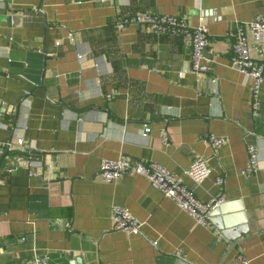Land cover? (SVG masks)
Wrapping results in <instances>:
<instances>
[{
  "label": "crops",
  "instance_id": "0c3cea01",
  "mask_svg": "<svg viewBox=\"0 0 264 264\" xmlns=\"http://www.w3.org/2000/svg\"><path fill=\"white\" fill-rule=\"evenodd\" d=\"M139 12L205 23L212 71H191L181 35L118 27ZM258 15L264 0H0V264H243L240 254L264 264V83L253 117L230 36ZM249 40L264 61V33ZM209 133L230 141L214 151ZM21 137L41 163L34 174L13 162ZM247 143L260 155L250 176ZM120 157L167 167L204 201L223 176L227 200L200 225L142 175L103 180L101 161ZM197 157L212 167L201 185L186 174ZM114 205L143 222L140 233L113 229Z\"/></svg>",
  "mask_w": 264,
  "mask_h": 264
},
{
  "label": "built area",
  "instance_id": "2783aa9c",
  "mask_svg": "<svg viewBox=\"0 0 264 264\" xmlns=\"http://www.w3.org/2000/svg\"><path fill=\"white\" fill-rule=\"evenodd\" d=\"M107 2L109 0H100ZM128 23H137L147 26L150 30L159 34L171 33L185 37L191 44L192 67L191 71L196 74H208L213 69V61L207 55V49L210 46V36L205 23L198 26H191L184 17L175 15H153L146 12H139L118 24L120 29H124ZM264 33V15H258L252 21L236 23L235 27L230 31L233 39L231 66L244 75L248 76L252 81V98L251 111L252 116L258 115L261 102L260 93L264 83V61L256 60L252 55L253 45L249 40L252 35L256 42H259ZM69 40L73 44V33H69ZM78 61L84 63L87 61L88 53L79 52L77 54ZM213 81V80H212ZM108 98L112 95H107ZM151 128L148 125L143 127L141 135L148 137ZM161 138L165 145H170V137L165 131H161ZM205 145L216 151L222 145L228 143V136H218L209 133L202 137ZM16 146L21 153L13 155V162L17 166L27 168L31 174H34L36 167L41 168V163L33 159V149L30 144L23 138L16 140ZM248 161L242 174L250 176L260 169L259 149L254 143H247ZM138 174L146 177L150 183L158 188L163 195L175 201L181 209L186 211L198 224L211 226L212 219L226 202V193L222 189L225 183L223 176L215 179V184L221 187V191L211 196L207 201L199 199L195 192L186 186L181 178L177 177L167 167L155 161H135L128 157H120L119 159H104L100 164V177L108 182H113L121 178L124 174ZM212 168L209 159L204 157L195 158L190 167L186 170V174L192 179L196 185H201L210 177ZM113 229L124 231L128 234H138L141 232L143 222L137 219L128 208L114 205L112 207ZM43 263V260H38ZM239 260L243 264H248V260L239 255Z\"/></svg>",
  "mask_w": 264,
  "mask_h": 264
},
{
  "label": "water",
  "instance_id": "95a60500",
  "mask_svg": "<svg viewBox=\"0 0 264 264\" xmlns=\"http://www.w3.org/2000/svg\"><path fill=\"white\" fill-rule=\"evenodd\" d=\"M3 158V155L2 154H0V160ZM217 214V213H216ZM215 214V215H216ZM212 221H213V219H212ZM33 264H48L47 262H44V263H42V262H40V261H35Z\"/></svg>",
  "mask_w": 264,
  "mask_h": 264
},
{
  "label": "trees",
  "instance_id": "16d2710c",
  "mask_svg": "<svg viewBox=\"0 0 264 264\" xmlns=\"http://www.w3.org/2000/svg\"><path fill=\"white\" fill-rule=\"evenodd\" d=\"M212 168V167H211Z\"/></svg>",
  "mask_w": 264,
  "mask_h": 264
}]
</instances>
